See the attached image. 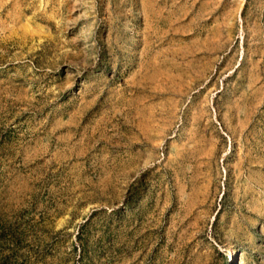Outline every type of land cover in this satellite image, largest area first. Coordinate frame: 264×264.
I'll return each mask as SVG.
<instances>
[{
  "label": "rangeland",
  "instance_id": "obj_1",
  "mask_svg": "<svg viewBox=\"0 0 264 264\" xmlns=\"http://www.w3.org/2000/svg\"><path fill=\"white\" fill-rule=\"evenodd\" d=\"M0 264H264V0H0Z\"/></svg>",
  "mask_w": 264,
  "mask_h": 264
}]
</instances>
